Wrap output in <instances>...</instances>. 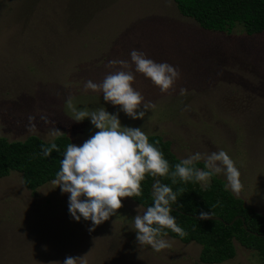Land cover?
Wrapping results in <instances>:
<instances>
[{
  "label": "rangeland",
  "instance_id": "obj_1",
  "mask_svg": "<svg viewBox=\"0 0 264 264\" xmlns=\"http://www.w3.org/2000/svg\"><path fill=\"white\" fill-rule=\"evenodd\" d=\"M132 50L180 73L161 92L131 65L133 88L155 105L143 120L84 89L118 70L109 61L131 64ZM69 98L78 110L104 107L119 113L122 127L163 137L180 160L226 151L243 184L239 196L232 193L264 215V33L249 36L240 24L230 33L203 29L174 0H0V136L50 142L57 136L49 130L57 128L82 145L97 129L89 119L73 121ZM55 187L32 191L18 172L0 178V264H63L68 256H84L86 264H202L196 242L165 237L172 247L160 252L138 245L132 220L146 209L129 198L89 233L91 221H75L69 194ZM235 246L236 257L222 264H264Z\"/></svg>",
  "mask_w": 264,
  "mask_h": 264
},
{
  "label": "clouds",
  "instance_id": "obj_2",
  "mask_svg": "<svg viewBox=\"0 0 264 264\" xmlns=\"http://www.w3.org/2000/svg\"><path fill=\"white\" fill-rule=\"evenodd\" d=\"M130 60L131 64L125 60L109 61L108 67L119 66L118 70L110 72L102 82L88 80L84 89L101 92L106 103L119 106L133 120H143L147 111L155 105L151 101L145 102L143 95L133 88L135 76L129 70L131 65H135V72L150 79L161 92L172 88L180 73L172 65L156 63L137 50L131 51ZM186 93V89L180 90V95ZM66 105L73 113V121L89 119L97 131L82 145H67L59 171L51 183L55 188L59 187L62 194H69V213L75 221L79 222L81 218L91 221L89 233L115 216L123 207L124 198L141 195V183L146 175L165 177L170 174L175 184L177 178L182 182L206 183L213 176L223 174L226 178L225 190H231L237 196L243 190L240 171L224 150L189 155L175 164L170 172L169 162L156 146L159 141L155 145L150 143L142 128L122 127L119 113L110 114L104 107L78 110L72 98L66 101ZM34 119L29 117V132L36 131ZM42 119L49 123L47 119ZM49 135L65 134L52 128ZM53 150L59 151L55 143L42 147V154L49 157ZM200 161H203V168L196 167ZM179 192L183 193L184 189H179ZM177 195L170 186L156 180L152 186V206L143 213L137 209V215L132 220L138 245H147L160 252L172 247L173 242L165 239L168 235L166 229L181 237L187 235L171 214V205L177 201ZM213 216L212 212L201 211L199 219L209 220ZM63 264H86V261L84 256H68Z\"/></svg>",
  "mask_w": 264,
  "mask_h": 264
},
{
  "label": "trees",
  "instance_id": "obj_3",
  "mask_svg": "<svg viewBox=\"0 0 264 264\" xmlns=\"http://www.w3.org/2000/svg\"><path fill=\"white\" fill-rule=\"evenodd\" d=\"M179 12L195 20L203 29L214 32L230 33L242 25L249 36L264 33V0H174ZM149 142L156 145L169 162L170 172L180 159L172 152L171 143L158 135H149ZM55 143L59 151L53 150L51 156L42 154V147ZM69 136L60 135L53 141H44L40 137L30 136L24 141H9L0 136V178L8 177L12 172L23 176L24 185L35 191L51 183L60 168V161L68 144ZM196 167L203 168V162ZM159 180L177 192V201L171 205L172 215L177 225L187 235L179 236L171 230L167 237L178 239L185 244L196 242L201 246L202 264H222L236 257L235 241L244 248L256 252L264 261V215L246 206L245 202L225 190V181L213 176L207 187L200 182H182L177 178L172 183L171 176L153 177L146 175L141 183V195L129 197L138 205L147 209L152 206V186ZM184 192L180 193L179 189ZM212 212L213 217L221 220H201L200 212ZM235 220L233 225L231 223ZM247 226V229L244 226Z\"/></svg>",
  "mask_w": 264,
  "mask_h": 264
},
{
  "label": "water",
  "instance_id": "obj_4",
  "mask_svg": "<svg viewBox=\"0 0 264 264\" xmlns=\"http://www.w3.org/2000/svg\"><path fill=\"white\" fill-rule=\"evenodd\" d=\"M211 220H221V219L218 218V217H213V218H211ZM235 220H237V219H234V221L231 223V225H233V223L235 222ZM244 228L247 229V226L245 225ZM253 234L256 235V236H262V237H264V235H260L258 233H253Z\"/></svg>",
  "mask_w": 264,
  "mask_h": 264
}]
</instances>
